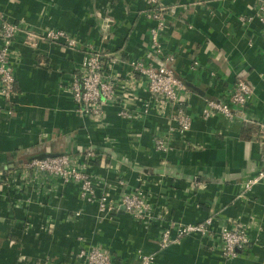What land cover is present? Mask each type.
<instances>
[{"label":"crops","instance_id":"crops-1","mask_svg":"<svg viewBox=\"0 0 264 264\" xmlns=\"http://www.w3.org/2000/svg\"><path fill=\"white\" fill-rule=\"evenodd\" d=\"M146 1L0 0V14L21 24L11 49L13 112L0 113V179L9 178L0 187V264H80L78 250L93 246L107 250L112 264H134L138 251L153 254L152 264H264V183L240 196L242 183L262 167L253 121L264 120V31L255 16L264 0H160L182 6L167 16L160 42L190 91L191 127L184 134L169 108L150 100L139 76L129 80L128 60L152 62ZM47 28L67 31L116 58V99L103 106L101 120L86 116L67 90L83 49L42 39L31 45L26 38V32ZM237 78L255 90L243 118H203L205 99L226 96ZM122 103L128 119L119 115ZM156 137L168 138L167 151L154 148ZM88 147L102 155L86 168L102 178L97 190L116 201L140 186L152 209L150 221L121 209L101 216L95 202L81 200L77 185L52 177L20 188L23 162L46 150ZM208 216L214 237L191 234L158 248L164 228ZM229 220L251 223L252 243L233 258L217 246L218 229Z\"/></svg>","mask_w":264,"mask_h":264},{"label":"built area","instance_id":"built-area-1","mask_svg":"<svg viewBox=\"0 0 264 264\" xmlns=\"http://www.w3.org/2000/svg\"><path fill=\"white\" fill-rule=\"evenodd\" d=\"M202 1L204 0H195L194 2L200 3ZM146 3L147 7L144 14L147 19L153 22L149 29L150 44L153 48L149 60L152 62H146L143 59L128 60L126 64L129 67V80L139 76L145 82L146 92L150 100L155 101L161 107L169 108L171 120L175 123L178 132L184 134L191 127V117L186 111L187 97L190 91L177 76L172 66L173 55L163 54L160 42V34L167 26V16L175 13L174 8L177 9L182 6H170L161 3L160 0H147ZM255 16L261 22L264 31V2L258 5ZM239 19L245 21L252 20L253 17L242 16ZM109 20V17H106L105 23ZM20 26V23L10 22L0 14V98L2 100L0 113L12 114L13 112L10 101L15 95L16 86L11 67V49ZM26 38L31 45H35L38 40L42 39L63 44L71 49L78 47L83 49V58L77 71L72 75L67 90L72 95L73 100L81 106V111L86 116L95 121L101 120L104 115L103 106L116 99L114 82L118 76L112 72L116 58L107 51L97 49L91 43L82 42L74 35L58 28H47L42 32L29 31L26 32ZM167 62H170L171 66L168 67ZM254 95V87L246 80L237 78L226 96L205 99V106L201 115L206 119L218 113L229 121L240 120ZM121 105L119 115L128 119L131 117V113L123 103ZM145 107L147 108L148 104H145ZM253 123L261 145L260 160L264 166V120L253 121ZM168 147L167 137L154 138V148L157 151H167ZM42 153L49 155L42 158H38L36 155L23 162L19 167L17 178L21 182L20 188L32 189L42 177H52L61 184L72 183L77 185L81 200L95 202L97 211L101 216L109 215L111 212L121 209L138 221H150L153 218L147 193L140 186L123 194L116 201L110 199L106 193L97 190V186L102 183V178L86 171L87 167L102 158V155L95 150L88 147L57 153L46 150ZM8 179L1 176L0 187L7 184ZM262 182L264 183V169L259 170L242 183L240 196L245 197L253 186ZM79 214L80 212L75 213L76 216ZM212 226V216L196 223L178 222L174 229L166 227L162 230L158 240V248L164 250L173 244L180 243L184 237L191 234L212 238L216 233ZM250 226L251 223L247 224V222L239 220H229L220 225L217 232L219 242L217 246L225 257H236L240 252L249 248L252 243L247 233ZM76 257L80 264H112V257L108 251L98 246L81 248ZM154 259L153 254L138 251L134 264H152Z\"/></svg>","mask_w":264,"mask_h":264},{"label":"water","instance_id":"water-1","mask_svg":"<svg viewBox=\"0 0 264 264\" xmlns=\"http://www.w3.org/2000/svg\"><path fill=\"white\" fill-rule=\"evenodd\" d=\"M173 10L176 11L177 9L174 8ZM166 65H167L168 67L171 66L170 62H167ZM103 150H104L105 152L110 153V154H113V155L115 156V153H113V152L111 151V149L103 148ZM46 155H49V154H48V153H40V154H38L36 157H38V158H42V157H44V156H46ZM120 159H121V158H120ZM122 160H123L124 163L131 165V163H130L129 161H127L126 159L123 158ZM262 169H264V166H262L260 169H258L257 172H258L259 170H262ZM257 172H256V173H257ZM256 173H254V175H255Z\"/></svg>","mask_w":264,"mask_h":264},{"label":"trees","instance_id":"trees-1","mask_svg":"<svg viewBox=\"0 0 264 264\" xmlns=\"http://www.w3.org/2000/svg\"><path fill=\"white\" fill-rule=\"evenodd\" d=\"M51 151V150H50ZM53 152V151H52ZM53 153H57V152H53ZM33 158V157H32Z\"/></svg>","mask_w":264,"mask_h":264},{"label":"rangeland","instance_id":"rangeland-1","mask_svg":"<svg viewBox=\"0 0 264 264\" xmlns=\"http://www.w3.org/2000/svg\"><path fill=\"white\" fill-rule=\"evenodd\" d=\"M160 152V151H159Z\"/></svg>","mask_w":264,"mask_h":264}]
</instances>
